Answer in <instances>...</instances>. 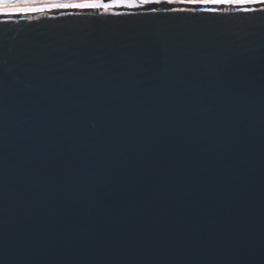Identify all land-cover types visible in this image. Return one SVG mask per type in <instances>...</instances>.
Masks as SVG:
<instances>
[{
	"label": "water",
	"instance_id": "95a60500",
	"mask_svg": "<svg viewBox=\"0 0 264 264\" xmlns=\"http://www.w3.org/2000/svg\"><path fill=\"white\" fill-rule=\"evenodd\" d=\"M262 7L0 23V264H264Z\"/></svg>",
	"mask_w": 264,
	"mask_h": 264
},
{
	"label": "snow or ice",
	"instance_id": "6c2138e0",
	"mask_svg": "<svg viewBox=\"0 0 264 264\" xmlns=\"http://www.w3.org/2000/svg\"><path fill=\"white\" fill-rule=\"evenodd\" d=\"M165 6V7H153ZM264 5V0H0V23L19 22L15 18L43 15L45 13L103 10L107 14L112 9H141L150 7L151 14L179 13L192 14L197 11L212 17L229 14L248 16L253 7ZM264 12V7L260 8ZM148 14V13H142ZM112 15H135V13L114 12Z\"/></svg>",
	"mask_w": 264,
	"mask_h": 264
}]
</instances>
